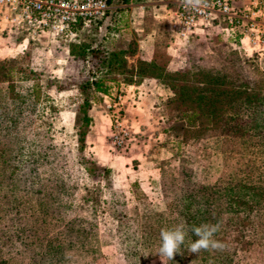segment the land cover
I'll use <instances>...</instances> for the list:
<instances>
[{
	"label": "trees",
	"instance_id": "16d2710c",
	"mask_svg": "<svg viewBox=\"0 0 264 264\" xmlns=\"http://www.w3.org/2000/svg\"><path fill=\"white\" fill-rule=\"evenodd\" d=\"M75 37L68 40L69 53L82 67L89 59L92 74L75 84L82 108L87 109L89 91L104 97L112 85L154 79L180 122L178 149L189 146L195 153L191 158L179 153L159 168L165 211L138 215L126 208L111 170L86 156L83 136L89 120L83 111L72 163L103 193L99 208L92 202L84 209L90 201L87 188L80 191V182L64 176L60 149L47 130L33 126L48 101L46 89L68 86L48 82L42 87L38 73L15 61L0 62V264H95L100 259L97 212L114 222L127 264L159 256L161 231L181 222L188 234L172 259L164 256L166 264H264L263 76L231 69L233 62L243 64L238 59H226L219 67L190 60L187 74L168 73L154 61L139 59L131 71L123 52L76 43ZM222 42L239 53L234 41ZM15 77L25 85L16 86ZM209 141L220 155L217 170L205 151ZM202 224L218 225L213 239L224 245L222 250L188 251L197 239L190 229Z\"/></svg>",
	"mask_w": 264,
	"mask_h": 264
},
{
	"label": "rangeland",
	"instance_id": "374dc122",
	"mask_svg": "<svg viewBox=\"0 0 264 264\" xmlns=\"http://www.w3.org/2000/svg\"><path fill=\"white\" fill-rule=\"evenodd\" d=\"M173 1L108 0L104 16L97 23L79 29L76 43L100 46L107 52H123L126 68L131 71L139 59L154 61L168 73L183 74H187L190 60L202 66L219 67L226 59H238L243 64L233 62L231 69H237L240 74L257 70L264 78V56L248 57L239 51H230L214 27L197 32L185 44L176 42L170 31ZM5 33L0 31V62L15 61L16 66L38 73L42 87L47 88L48 82L65 83L68 86L64 91L46 89L48 101L42 116L33 126L47 130L52 144L60 149L57 160L64 165V176L73 182H80V191L83 186L87 188L90 201L84 209H89L92 202L99 208L103 193L98 185L80 177L72 163L76 133L82 122L83 111L89 120L84 128V152L96 166L111 170L115 186L124 194L126 208L138 215L164 212L165 199L159 192L157 180L159 168L179 153L191 158L195 149L184 145L178 149L180 122L176 120L175 111L165 106L166 95L158 88L156 81L139 78L137 84L131 85L139 88L136 92L150 95L148 112L144 115L132 117L128 113V107L135 100V91L131 89L130 96L125 92V111L131 141L126 149L113 151L109 146V112L106 104L115 93L130 86L116 88L112 85L109 95L104 97L89 91L87 109H84L82 96L75 84L92 76L89 73V59L85 67H82L80 61L72 58L68 40H52L44 34ZM18 78L12 79L16 86L23 87L25 83L19 82ZM205 146V151L210 152L213 170H217L220 155L213 149L212 142H207ZM95 218L100 253V259L95 264H127L120 237L115 233L114 222L101 212H97ZM143 264L166 263L164 256L159 254L143 261Z\"/></svg>",
	"mask_w": 264,
	"mask_h": 264
},
{
	"label": "built area",
	"instance_id": "2783aa9c",
	"mask_svg": "<svg viewBox=\"0 0 264 264\" xmlns=\"http://www.w3.org/2000/svg\"><path fill=\"white\" fill-rule=\"evenodd\" d=\"M173 4L170 31L179 44L214 27L243 55L264 56V0H206L199 10L186 7L182 0ZM107 9L106 0H0V31L71 40L80 28L99 21ZM125 96L119 90L106 104L113 151L126 149L131 141Z\"/></svg>",
	"mask_w": 264,
	"mask_h": 264
},
{
	"label": "clouds",
	"instance_id": "9594fccd",
	"mask_svg": "<svg viewBox=\"0 0 264 264\" xmlns=\"http://www.w3.org/2000/svg\"><path fill=\"white\" fill-rule=\"evenodd\" d=\"M182 3L191 9L199 10L206 6V0H182ZM219 230L218 225L202 224L199 227H192L190 231L197 237L191 242L188 251L197 254L204 250H222L224 245L215 239L214 234ZM189 231L188 226L181 222L173 229H164L160 233L161 245L159 254L172 259L174 254L179 252L180 245L185 242Z\"/></svg>",
	"mask_w": 264,
	"mask_h": 264
},
{
	"label": "crops",
	"instance_id": "0c3cea01",
	"mask_svg": "<svg viewBox=\"0 0 264 264\" xmlns=\"http://www.w3.org/2000/svg\"><path fill=\"white\" fill-rule=\"evenodd\" d=\"M5 34H8V33H5ZM131 89H133V92L135 91V93H133L135 96V100H134V102H132V105L128 107V113L130 115H132V117H133V115L140 116L142 114L143 115L146 114L148 112V109H147L148 102L151 100L150 95H145L146 93H142V92H136V91H138L139 88L133 87V86L125 88L124 91L129 94L130 93L129 91ZM149 93L151 95H153L152 91H150ZM128 94H127V97L130 96V94H129V96H128ZM130 118H131V116H130Z\"/></svg>",
	"mask_w": 264,
	"mask_h": 264
}]
</instances>
